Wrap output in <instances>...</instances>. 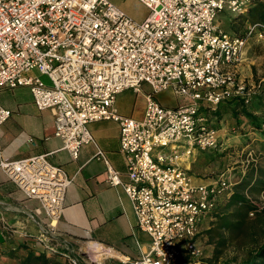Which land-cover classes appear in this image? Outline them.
<instances>
[{"label":"built area","instance_id":"built-area-1","mask_svg":"<svg viewBox=\"0 0 264 264\" xmlns=\"http://www.w3.org/2000/svg\"><path fill=\"white\" fill-rule=\"evenodd\" d=\"M139 1L148 9L142 21L110 0H0V90L29 89L39 110L52 111L54 136L72 158L82 145L94 142L89 123L116 122L127 180L102 149L94 157L105 162L106 181L122 187L137 228L150 238L149 251L131 264H204L197 243L201 228L213 220L234 184L224 173L194 184L184 163L222 144L206 106L232 97L247 104L256 92L239 80L237 68L247 38H261L264 24H252L242 35L215 23L225 7L245 15L252 0ZM143 84L151 88L144 93L143 116L121 115L117 94L138 93ZM169 87L182 99L174 107L154 97ZM10 115L0 105V126ZM0 166L28 196L39 199L51 231L71 183L65 170L46 155ZM48 229L39 235L44 252L86 264L90 257L59 252ZM185 256L192 260L184 261Z\"/></svg>","mask_w":264,"mask_h":264},{"label":"crops","instance_id":"crops-1","mask_svg":"<svg viewBox=\"0 0 264 264\" xmlns=\"http://www.w3.org/2000/svg\"><path fill=\"white\" fill-rule=\"evenodd\" d=\"M136 3L138 17L131 18L142 21L148 9L139 0ZM259 5H264V0H252L248 11L253 13ZM223 28L229 31L228 25ZM244 60L243 55L238 66L243 78L248 75ZM30 74L39 75L36 70H31ZM41 78L47 82L45 76ZM150 91V86L143 84L138 93L129 89L117 94V111L121 115L140 119L143 116L144 93ZM154 97L167 107H174L182 101L175 93L169 96L168 89L155 93ZM0 105L11 112L8 120L0 126V162L46 155L52 165L65 170L71 179L62 213L50 231L49 219L39 199L28 196L0 166V264H20V260L29 252H44L39 235L45 229L50 231L51 243L57 244L59 252L68 250L72 254L90 257L92 260L89 258L86 264H131L133 259L149 251L150 238L137 228L130 199L121 186L108 184L105 162L94 157L98 148L102 149L120 178L127 180L116 122L102 120L89 123L87 127L94 142L82 145L77 158H72L67 150L62 149L61 139L54 136L52 111L39 110L29 89L17 87L0 90ZM233 117L231 109L222 114L226 124L219 127L217 136L222 144L218 147L228 145L234 137L229 134L234 125ZM210 120L215 123L213 119ZM208 151L197 152L184 163L194 184H207L216 174L226 175L224 169L215 170L213 159L208 158ZM242 176L233 183H238ZM132 232L135 241L128 243L126 236ZM57 256L61 260L64 258L60 254Z\"/></svg>","mask_w":264,"mask_h":264},{"label":"rangeland","instance_id":"rangeland-1","mask_svg":"<svg viewBox=\"0 0 264 264\" xmlns=\"http://www.w3.org/2000/svg\"><path fill=\"white\" fill-rule=\"evenodd\" d=\"M114 5L121 9L129 17H138L136 0H111ZM258 11H248L247 15H235L227 7L217 15L215 23L221 27L228 25L230 33L245 34L247 29L256 22ZM263 24V23H260ZM246 52L244 53V50ZM245 57L244 66L248 75L241 76L240 67L237 68L239 80L248 86L254 85L256 92L252 95L249 103L244 104L248 112L256 116H262L264 120V34L258 38L254 34L247 38L242 57ZM242 62V61H241ZM146 85V84H144ZM261 86V87H260ZM260 89V90H259ZM259 91V92H258ZM258 92V93H257ZM174 94L172 87L168 88V95ZM237 110H241V107ZM233 117L234 125L231 135H234L228 145L209 150V157L213 159L212 166L224 169L230 182L242 179L245 175H255L264 180V124L261 130L251 127L248 118L243 115ZM212 123L216 128L225 126L221 117L219 121ZM221 146V145H220ZM207 154V152H206ZM217 175V174H216ZM235 185V183H233ZM246 199L251 205L244 211L245 223L242 232L228 229L222 226L223 220L218 219L213 225L212 220H207L201 228L197 243L202 249L204 264H224L226 261L240 262L258 243L264 240V215H256V211L264 208V183L253 186L244 192ZM241 202L237 205L240 206ZM257 208V209H255ZM236 206H230L224 213L234 212ZM253 212V214H250ZM221 216V217H222ZM210 226V227H209ZM122 237V234H119ZM128 243L135 241V234L126 236Z\"/></svg>","mask_w":264,"mask_h":264},{"label":"trees","instance_id":"trees-1","mask_svg":"<svg viewBox=\"0 0 264 264\" xmlns=\"http://www.w3.org/2000/svg\"><path fill=\"white\" fill-rule=\"evenodd\" d=\"M256 9V8H255ZM257 18L256 22H260L264 24V5H259L257 7ZM261 87V86H260ZM260 90V89H259ZM259 92V91H258ZM257 92V93H258ZM246 104L241 98L232 97L229 99L223 100L216 107L211 108L210 106H206L204 108V112L208 115L210 119L219 121L222 117V114L226 111L230 110L233 112L234 117H238V115H243L248 118V123L251 127L256 128L257 130H261L262 125L264 124V120L262 116H256L253 113L247 111L244 107ZM241 107V110H237ZM264 131V129H262ZM264 183V180L255 176V175H245L243 179H241L238 183H236L233 187V192L231 196L227 199H224L218 206L217 211L213 214V220L211 225H213L218 219L223 220L222 226L228 229H235V231L242 232L244 229V211L250 208V204L246 199L244 192L250 190L253 186H259ZM241 202L240 206L237 204ZM236 206L234 212L224 214L223 210H227L230 206ZM257 209V208H255ZM256 215L263 214L264 208L262 210H258L255 212ZM222 216V217H221ZM210 227V226H209ZM192 259L189 256L184 257V261L189 262ZM20 264H70L66 258L61 260L60 256H47L46 253H34L29 252L25 258L20 260ZM224 264H264V240L261 243H258L255 248H253L248 255L241 260L240 262L236 261H226Z\"/></svg>","mask_w":264,"mask_h":264}]
</instances>
